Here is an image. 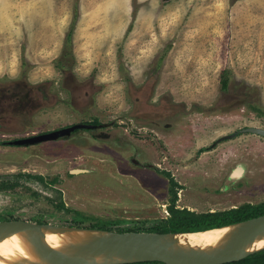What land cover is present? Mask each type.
Listing matches in <instances>:
<instances>
[{
  "label": "rangeland",
  "instance_id": "1",
  "mask_svg": "<svg viewBox=\"0 0 264 264\" xmlns=\"http://www.w3.org/2000/svg\"><path fill=\"white\" fill-rule=\"evenodd\" d=\"M16 82L56 96L0 122V221L149 230L171 215L168 172L179 208L264 201V136L242 130L264 128V0H0V83Z\"/></svg>",
  "mask_w": 264,
  "mask_h": 264
},
{
  "label": "water",
  "instance_id": "2",
  "mask_svg": "<svg viewBox=\"0 0 264 264\" xmlns=\"http://www.w3.org/2000/svg\"><path fill=\"white\" fill-rule=\"evenodd\" d=\"M69 129L15 142L22 145L56 138ZM242 130L264 136V128L261 127L249 126ZM0 224V252L22 235L38 236L46 243L52 255L50 263L41 264H126L145 261L165 264H223L244 259L264 249V213L219 227L186 232L118 231L26 219L0 221ZM233 224L242 226L235 235L216 245L199 246L190 239L191 234ZM68 230L100 232V235L85 248L75 250L60 238ZM82 237L85 238L84 235Z\"/></svg>",
  "mask_w": 264,
  "mask_h": 264
},
{
  "label": "trees",
  "instance_id": "3",
  "mask_svg": "<svg viewBox=\"0 0 264 264\" xmlns=\"http://www.w3.org/2000/svg\"><path fill=\"white\" fill-rule=\"evenodd\" d=\"M76 20V19H75ZM74 23L71 25V29L67 33L65 44L63 46V52L60 58L58 59L61 67H71L67 58L70 60L73 59V33H74ZM221 87L224 91H227L229 88V76L226 71L223 72ZM169 177V192L171 195V204H170V217L161 220L156 224L152 229L143 230L139 228L132 229H118V231H158V232H186V231H198L205 230L213 227H219L226 224L246 220L264 213V201L252 204L246 203L239 207L224 209V210H214L207 212H195L186 207L179 208L176 206L178 200V182L175 180L169 172L167 173ZM91 227H98L103 229H110L103 226L91 225ZM154 261H145V262H134L126 264H149ZM156 262V261H155ZM223 264H264V249L247 256L244 259L238 261H232Z\"/></svg>",
  "mask_w": 264,
  "mask_h": 264
},
{
  "label": "bare ground",
  "instance_id": "4",
  "mask_svg": "<svg viewBox=\"0 0 264 264\" xmlns=\"http://www.w3.org/2000/svg\"><path fill=\"white\" fill-rule=\"evenodd\" d=\"M76 172L80 170H75ZM245 166L239 164L235 167L232 177L242 179ZM1 226V224H0ZM241 224L228 225L222 228L207 230L198 234H191L192 243L199 246L216 245L235 235L241 228ZM82 235L85 236L82 237ZM100 232H85L68 230L60 236L71 248L80 250L94 240ZM52 261L51 252L46 243L38 236L22 235L9 243L0 252V264H41Z\"/></svg>",
  "mask_w": 264,
  "mask_h": 264
},
{
  "label": "flooded vegetation",
  "instance_id": "5",
  "mask_svg": "<svg viewBox=\"0 0 264 264\" xmlns=\"http://www.w3.org/2000/svg\"><path fill=\"white\" fill-rule=\"evenodd\" d=\"M61 69H63L64 72L67 71V73H69L68 72L69 68L62 67ZM75 81L77 80L74 77L72 80V83ZM72 86L74 87V84L69 85L68 87H70L69 88L70 95L73 96V92L71 91ZM78 86L74 88L77 89ZM53 96H56V95L50 92V87L46 86L43 88L41 84L40 85L39 84L28 85V84H19L16 82L15 84L10 83L6 85V84L0 83V122L13 123L12 125L15 126V123H17L16 119L19 118V116H25V117L31 116V119H32L37 112L41 111L45 107H49L50 98H52ZM86 125H88L86 122L85 123L80 122L77 124H72L70 126L52 130L51 132L70 128L68 131H65V133H63L64 136L62 138H67L71 136L73 133L78 132V130H84L81 128L75 129L76 127L78 126L83 127ZM9 128H14V127L11 126ZM85 130H89V129L86 128ZM14 132H17L15 133L17 137L15 139H12L13 141L29 139V138L37 137L38 135L47 134L46 132H40V133L33 132L32 134L29 132H26L25 134L23 133L21 134L19 133L20 131H14V130L10 131L9 134H14ZM7 134L8 133H4L3 136H7ZM43 141L45 140L38 141L37 144H41ZM30 144H35V143H30ZM18 145L19 144H17V146ZM19 146H27V145L22 144Z\"/></svg>",
  "mask_w": 264,
  "mask_h": 264
}]
</instances>
